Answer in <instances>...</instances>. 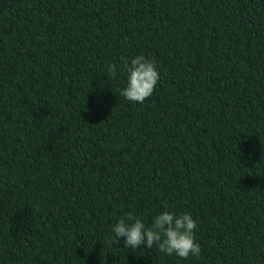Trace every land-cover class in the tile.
Wrapping results in <instances>:
<instances>
[{"label": "trees", "instance_id": "trees-1", "mask_svg": "<svg viewBox=\"0 0 264 264\" xmlns=\"http://www.w3.org/2000/svg\"><path fill=\"white\" fill-rule=\"evenodd\" d=\"M165 210L199 257L115 242ZM0 264H264V0H0Z\"/></svg>", "mask_w": 264, "mask_h": 264}, {"label": "clouds", "instance_id": "clouds-1", "mask_svg": "<svg viewBox=\"0 0 264 264\" xmlns=\"http://www.w3.org/2000/svg\"><path fill=\"white\" fill-rule=\"evenodd\" d=\"M128 71L127 86L122 90L127 100L143 103L149 98L159 81V72L155 63L144 55H137L130 64L124 61ZM197 223L190 213L179 215L165 210L153 218L149 227L132 213H126L112 228L115 242L124 238V247L137 250L141 245L151 248L155 244L161 252L169 256L175 254L181 258L189 255L199 257L201 247L196 242Z\"/></svg>", "mask_w": 264, "mask_h": 264}]
</instances>
